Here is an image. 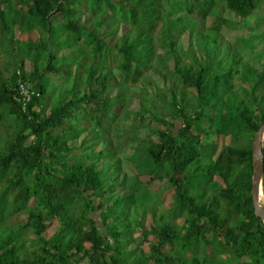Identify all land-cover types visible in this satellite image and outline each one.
<instances>
[{"label": "trees", "instance_id": "trees-1", "mask_svg": "<svg viewBox=\"0 0 264 264\" xmlns=\"http://www.w3.org/2000/svg\"><path fill=\"white\" fill-rule=\"evenodd\" d=\"M263 3L0 0L2 36L26 45L0 70V264H264V19L256 65L223 33L251 31ZM19 80L39 94L25 108ZM156 183L173 193L164 212Z\"/></svg>", "mask_w": 264, "mask_h": 264}, {"label": "rangeland", "instance_id": "rangeland-1", "mask_svg": "<svg viewBox=\"0 0 264 264\" xmlns=\"http://www.w3.org/2000/svg\"><path fill=\"white\" fill-rule=\"evenodd\" d=\"M264 19V3L261 5V8L259 9V11L254 14V16L251 17L250 19V30L251 31H245L242 29H231L228 27H225L223 29V33L225 34V36L233 43H240V47L242 49V55L244 56V58L246 60H249L252 64L256 65L258 64V61L261 57V53H262V44L259 40H257V38L254 35V31L256 30L255 26L258 25V23ZM263 32L264 31V26L261 29ZM15 32V39H20V41H22V38L26 37V35H22V33H20L18 31V29H14ZM244 37L245 40L243 42L239 41L240 38ZM12 38V34H6V36H2L1 31H0V70L5 72L7 69H12L14 64H16V62L18 61V56L21 53H24V50L26 49V45L22 42H18V41H11ZM256 38V39H255ZM255 39V45L253 46V48H250L247 44L248 41ZM27 54V52H26ZM80 56H82V54L80 53ZM62 60V58L60 59ZM60 63V61H59ZM50 82H52L51 80L55 81L58 80L61 81V77L57 78H51L52 76L50 75ZM63 82V81H62ZM55 85H52V87H50L51 92L54 93V97L58 96L65 88V85L67 84L68 87H71L74 85V79L72 78L70 81H67L65 84H57L54 83ZM117 114V115H116ZM118 114L120 113H115V117L113 118V120L111 121L110 126L112 127V130H119L121 132V136H120V153L123 156V160H124V166L125 168H128L130 165V161L128 160V157L132 154L133 149L132 146L135 145V143H129L128 145L127 142L125 140H127L126 137H131L133 135V131L130 130V125L127 123H122L120 121V118L118 116ZM117 132V131H116ZM142 182L145 183V181L147 180L145 177H143ZM152 191L155 192V200H154V204L158 205V210L160 212H164L167 209L170 208L171 203L173 202V193L168 190V188L164 185V184H160V183H156L154 184L152 187ZM263 195V194H262ZM261 195V202H264V199ZM264 204V203H263ZM55 228L51 227L50 228V232L54 231ZM27 246L29 245V242H27Z\"/></svg>", "mask_w": 264, "mask_h": 264}, {"label": "water", "instance_id": "water-1", "mask_svg": "<svg viewBox=\"0 0 264 264\" xmlns=\"http://www.w3.org/2000/svg\"><path fill=\"white\" fill-rule=\"evenodd\" d=\"M263 139H264V124L259 128L254 138L253 143V185L251 195L253 198V207L257 217L261 218L264 222V206L261 204L262 182L264 176V153H263Z\"/></svg>", "mask_w": 264, "mask_h": 264}, {"label": "built area", "instance_id": "built-area-1", "mask_svg": "<svg viewBox=\"0 0 264 264\" xmlns=\"http://www.w3.org/2000/svg\"><path fill=\"white\" fill-rule=\"evenodd\" d=\"M18 100L22 102L24 108L27 107V104L31 101L33 96H39L38 93L34 90L30 82L19 80L18 81Z\"/></svg>", "mask_w": 264, "mask_h": 264}]
</instances>
